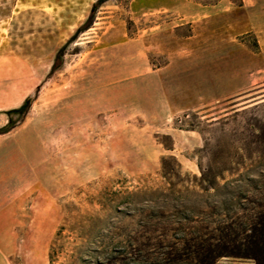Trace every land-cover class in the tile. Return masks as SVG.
I'll use <instances>...</instances> for the list:
<instances>
[{"label": "rangeland", "instance_id": "obj_1", "mask_svg": "<svg viewBox=\"0 0 264 264\" xmlns=\"http://www.w3.org/2000/svg\"><path fill=\"white\" fill-rule=\"evenodd\" d=\"M96 1L0 0V264H257L264 0L108 3L51 73Z\"/></svg>", "mask_w": 264, "mask_h": 264}, {"label": "trees", "instance_id": "obj_2", "mask_svg": "<svg viewBox=\"0 0 264 264\" xmlns=\"http://www.w3.org/2000/svg\"><path fill=\"white\" fill-rule=\"evenodd\" d=\"M117 0H97L95 4L93 5V10L90 15V18L85 22L82 26H80L76 32V34L70 38V40L58 51L55 57V61L53 63V66L51 68V73H55L58 71L64 64V57L66 55V50L67 48L74 42L76 41L79 36L83 33H87L90 29L94 27L95 24V13L98 12V10L102 7H104L106 4L115 2ZM198 3L204 5V6H215L219 3L220 0H214L212 2H202L195 0ZM135 28V24L133 21L129 20V25H128V30L131 31ZM137 31V30H136ZM31 109V104L29 105H23L20 109L13 111V113H18L21 116V120H18L17 122H11L12 126L11 129L16 128L18 125H20L24 119V117L29 113V110ZM238 113L235 115L237 116ZM217 123L220 122V120L216 121ZM6 132H1L0 134H6ZM201 181L202 183H207V186L204 188V190L207 189H214V186L217 185V176L214 180L209 179L205 172L201 169ZM252 223V229L250 234H247V248L246 252H243V257H247L249 259H254L257 264H264V213H261L257 219H252L250 220ZM62 228L60 229L59 233L57 234V237L60 236ZM54 245L51 247V254H50V262L51 264H54L53 261V252H54ZM241 249V248H239ZM218 253V255H217ZM221 253L219 251V247H213L211 244H202L199 245L196 249V258L199 260L200 264H215L214 260L217 257H222ZM242 253V252H241Z\"/></svg>", "mask_w": 264, "mask_h": 264}, {"label": "crops", "instance_id": "obj_3", "mask_svg": "<svg viewBox=\"0 0 264 264\" xmlns=\"http://www.w3.org/2000/svg\"><path fill=\"white\" fill-rule=\"evenodd\" d=\"M214 7H217V6H213V7L191 6V9L194 11V13H193L194 16L197 17L198 19H206V18L211 17V8H214ZM163 10H169V9L164 8ZM7 259H9V257Z\"/></svg>", "mask_w": 264, "mask_h": 264}]
</instances>
